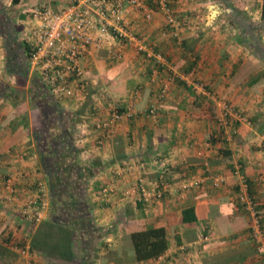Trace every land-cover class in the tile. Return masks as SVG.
Returning a JSON list of instances; mask_svg holds the SVG:
<instances>
[{
	"label": "crops",
	"instance_id": "crops-1",
	"mask_svg": "<svg viewBox=\"0 0 264 264\" xmlns=\"http://www.w3.org/2000/svg\"><path fill=\"white\" fill-rule=\"evenodd\" d=\"M143 1L151 20L126 6L123 27L163 55L167 65L148 59L125 39L111 43L119 59L110 47H92L82 61L84 77L64 100L53 98L31 68L2 64L6 53L0 45V81L12 92L0 94V264H264V244L253 238L250 215L239 203L241 180H246L264 235V28L260 45L249 27L261 23L263 0H168L182 27L179 40L166 25L161 0ZM74 2L0 0V16L25 25L27 33L34 7L60 11ZM165 82L169 91L161 98ZM154 103L157 116L150 117L147 109ZM228 105L251 125L226 116ZM114 107H131L136 116L123 117L109 136L98 125ZM48 108L69 118L66 131L78 148V164L87 169L83 178L93 230L66 217V194L57 201L60 214L53 212L51 198L56 195L50 196L37 133L47 128ZM124 159H163L173 194L146 204L125 197L134 177L119 180L111 173ZM151 166L145 180L154 187L159 173ZM218 176L225 182L215 186ZM9 178L17 194L5 202ZM191 180L201 185L180 189ZM39 182L47 185L49 208L44 221L30 231L18 214L21 201L36 194ZM107 184L117 192L104 203L100 191ZM189 208L195 210L194 224L181 222ZM160 226L166 228L167 252L137 262L131 234ZM28 232L30 252L22 255L16 247Z\"/></svg>",
	"mask_w": 264,
	"mask_h": 264
},
{
	"label": "built area",
	"instance_id": "built-area-1",
	"mask_svg": "<svg viewBox=\"0 0 264 264\" xmlns=\"http://www.w3.org/2000/svg\"><path fill=\"white\" fill-rule=\"evenodd\" d=\"M160 5L166 17L167 27L170 28L171 34L179 40L182 27L169 7L168 0H161ZM126 6L142 11L146 18L151 20L152 14L146 8L143 0H75L73 4L60 11H54L50 7L41 5L34 7L29 12L25 40L32 49L30 68L34 73L40 75L53 97L58 100L70 97L75 92L74 82L84 77L82 61L88 56L90 49L92 47L111 48V43L117 39L127 40L137 51L145 53L148 59L156 60L161 65H167L163 55L150 51L143 39L124 29ZM110 51L113 58H121V54L114 48H111ZM168 91L169 82H165L160 88L159 97H166ZM224 110L226 116L251 125L250 120L246 119L243 113L236 108L228 105L224 107ZM157 112L155 103L147 109V115L150 117H156ZM134 116L136 113L131 107L126 108L122 113L117 107H114L109 117L98 126L102 130H107L110 136L113 134L114 126L123 117L132 118ZM226 122L229 124L228 121ZM262 154L264 156V151ZM151 165L159 173L158 182L154 187H149L145 180L146 174L152 168ZM111 173L120 177L119 180L124 177H134V183L123 192V195L133 197L137 203H150L174 192L167 178L166 162L163 159L153 162L145 159H131L112 169ZM235 174L238 177L241 176L239 169ZM224 182L225 179L222 176L214 178L215 186L223 185ZM200 185L201 182L191 180L182 184L180 189L188 191ZM5 189L6 196L3 197V200L9 202L17 194V189L11 178L7 180ZM100 192L101 201L109 203L117 189L107 184ZM48 193L47 185L39 182L36 194L21 201L18 216L30 231L40 225L46 217L49 208ZM239 203L250 215V229L253 238L264 244L262 219L255 202L250 197L249 184L246 180H241ZM29 233L22 237L20 246L16 247L22 255H29L30 252ZM205 239L209 238L205 237Z\"/></svg>",
	"mask_w": 264,
	"mask_h": 264
},
{
	"label": "trees",
	"instance_id": "trees-1",
	"mask_svg": "<svg viewBox=\"0 0 264 264\" xmlns=\"http://www.w3.org/2000/svg\"><path fill=\"white\" fill-rule=\"evenodd\" d=\"M14 2L17 3L18 0H14ZM8 19V17L5 18V20ZM1 22L7 25V30L5 29L4 31L5 35L7 34L9 36L7 39L1 32ZM7 22L3 18H0V41H2L1 43L6 53V64H14L17 67L24 66V68L30 69L32 49L27 42L21 41L19 38L17 25L14 22ZM249 27L250 32L257 38V42L262 45L260 33L264 28V0L262 1L261 7V23H252ZM241 29L244 32L245 25H242ZM10 34L13 35L11 36ZM41 81H43L42 78ZM0 94L4 97L12 94L5 81H0ZM49 105H55V102L49 101ZM123 111L120 112L122 113ZM43 123L47 128L45 130H38L37 133L41 134V142H43L40 147L41 163L47 175L49 189L51 190L50 196L53 193L56 195V197L53 196L54 198H51L53 212L58 211V214H60L57 201L60 199L63 200L65 197L64 194H66L67 198L65 199H70L68 207L66 208L68 210L67 214H65L66 217H69L68 219L72 220L73 223L84 221L83 223L91 225V227H87L93 230L94 225L92 222L93 219L91 218V207L87 200L88 181L86 178H83L84 172L87 169L78 164V148L75 145L73 137L66 131L70 130L67 128V124H70L69 118L65 117V115L61 116L60 110L53 111L48 108L45 111V121ZM62 126L65 128V131L60 128ZM45 133L46 135H43ZM127 161H130V159H124L119 162L125 163ZM55 189L60 192H56ZM181 222L184 224L196 223L195 210L193 208L186 209L183 212ZM88 233L90 232L88 231ZM130 238L137 262L158 259L168 250L167 232L163 226L133 232Z\"/></svg>",
	"mask_w": 264,
	"mask_h": 264
},
{
	"label": "rangeland",
	"instance_id": "rangeland-1",
	"mask_svg": "<svg viewBox=\"0 0 264 264\" xmlns=\"http://www.w3.org/2000/svg\"><path fill=\"white\" fill-rule=\"evenodd\" d=\"M0 18H1V16H0ZM7 25L6 24H4V23H2L1 22V29H2V34H4L5 35V33H4V31H5V29L7 30V27H6ZM20 26V27H19ZM19 26H18V24H17V28H18V35L19 36H21L20 37V39H21V41H24V42H27V40H25L26 38V32H25V25L24 26H21V24H19ZM9 31V30H8ZM133 32V31H132ZM12 33H14V32H12ZM15 34V33H14ZM9 36L6 34L5 35V38L7 39ZM2 41H0V45H3L2 43H1ZM3 61V60H2ZM5 63H6V58H4V62H2V64H4L5 65ZM5 67V66H4ZM0 76H1V73H0ZM2 77V76H1Z\"/></svg>",
	"mask_w": 264,
	"mask_h": 264
}]
</instances>
